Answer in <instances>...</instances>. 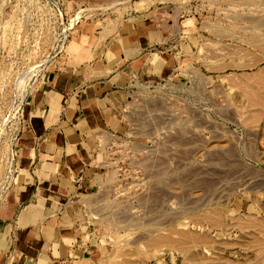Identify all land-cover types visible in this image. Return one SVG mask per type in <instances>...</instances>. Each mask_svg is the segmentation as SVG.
I'll return each mask as SVG.
<instances>
[{
	"label": "rangeland",
	"instance_id": "1",
	"mask_svg": "<svg viewBox=\"0 0 264 264\" xmlns=\"http://www.w3.org/2000/svg\"><path fill=\"white\" fill-rule=\"evenodd\" d=\"M183 3L173 70L136 82L127 128L108 141L82 264H264V0ZM59 27L51 0H0V205Z\"/></svg>",
	"mask_w": 264,
	"mask_h": 264
},
{
	"label": "crops",
	"instance_id": "2",
	"mask_svg": "<svg viewBox=\"0 0 264 264\" xmlns=\"http://www.w3.org/2000/svg\"><path fill=\"white\" fill-rule=\"evenodd\" d=\"M60 1L81 17L23 104L14 182L0 205V264L93 255L88 210L104 184L108 141L127 128L136 82L173 70L185 30L183 0Z\"/></svg>",
	"mask_w": 264,
	"mask_h": 264
},
{
	"label": "built area",
	"instance_id": "3",
	"mask_svg": "<svg viewBox=\"0 0 264 264\" xmlns=\"http://www.w3.org/2000/svg\"><path fill=\"white\" fill-rule=\"evenodd\" d=\"M51 1L55 4V7L58 10V13L60 15V27L56 35L57 45L54 50L55 53L52 55V59L48 63H50L58 55L64 52L66 44L68 42V38L70 37L71 31L81 17V15H79V17H77V19L75 20L76 16L78 15H74V16L68 15L67 9L64 7V5L61 3L60 0H51ZM15 170H16L15 154L12 150L11 157H10V164H9V172L12 176H14Z\"/></svg>",
	"mask_w": 264,
	"mask_h": 264
},
{
	"label": "bare ground",
	"instance_id": "4",
	"mask_svg": "<svg viewBox=\"0 0 264 264\" xmlns=\"http://www.w3.org/2000/svg\"><path fill=\"white\" fill-rule=\"evenodd\" d=\"M123 2V1H122ZM52 59V58H51ZM48 61V60H47ZM46 64V63H45ZM37 66V65H36ZM39 66V65H38ZM33 68V67H32ZM29 71V70H28ZM33 72V71H32ZM24 79V78H23ZM26 80V79H25ZM24 81V80H23ZM6 123H7V120H5V121H2L1 123H0V129H3V127L6 125ZM182 215V214H181ZM193 216V215H192ZM217 219V218H216ZM215 220V219H214ZM218 221V220H217ZM216 223H218V222H216ZM185 233H184V235L185 236H187L188 237V233L190 234V232H187V231H184ZM179 234H180V232H179ZM196 234V233H195ZM198 234V233H197ZM199 235V234H198ZM198 235H189V236H191V237H193L194 239L198 236ZM171 237L172 236H170V238H168V239H171ZM186 237V238H187ZM200 237H202V239H203V236H200ZM189 238V237H188ZM199 238V236L197 237V239ZM175 239V238H174ZM190 239H192V238H190ZM172 240H173V238H172ZM181 240V239H180ZM182 240H184V239H182ZM181 240V241H182ZM196 240V239H195ZM204 240H206L205 238H204ZM164 241H166V239L164 240ZM173 241H175V240H173ZM197 241V240H196ZM208 241V240H207ZM177 242H178V239H177ZM183 242V241H182ZM182 242H181V244H182ZM184 242H185V240H184ZM186 243H187V241H186ZM175 247V246H174Z\"/></svg>",
	"mask_w": 264,
	"mask_h": 264
}]
</instances>
